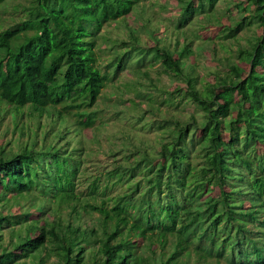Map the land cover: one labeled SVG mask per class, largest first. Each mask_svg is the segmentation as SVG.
<instances>
[{"label":"trees","instance_id":"trees-1","mask_svg":"<svg viewBox=\"0 0 264 264\" xmlns=\"http://www.w3.org/2000/svg\"><path fill=\"white\" fill-rule=\"evenodd\" d=\"M144 1L0 0V112L14 128L23 109L38 121L26 144L0 146V264H264V0L240 1L236 18L216 24L210 38L222 41L253 32L204 84L184 62L193 40L173 51L135 37L98 46L106 24ZM217 2L180 0L175 29L213 16ZM127 68L175 80L163 100L131 104L192 109L146 123L161 131L154 147L92 163L81 135L108 121L97 103ZM31 194L27 208L2 212Z\"/></svg>","mask_w":264,"mask_h":264},{"label":"rangeland","instance_id":"rangeland-1","mask_svg":"<svg viewBox=\"0 0 264 264\" xmlns=\"http://www.w3.org/2000/svg\"><path fill=\"white\" fill-rule=\"evenodd\" d=\"M244 0H218L215 4V12L213 16L206 17L200 15L193 18V23L183 27L181 30L175 29L176 17L178 14V6L180 0H146L137 5L131 13L124 18L106 24L101 29L100 38H98V46L100 48L110 46L114 39L129 40L132 37L137 38L142 44H155L162 47L166 46L171 51L180 49L184 41L193 40L192 49L194 53L184 59L187 64L186 69L195 68L200 79V83L213 82L216 74H224L226 70L225 58L229 56L230 50H235L238 47L247 45V37L252 34L253 27L246 28L239 32L236 41H222L215 37L210 38L216 30V24L226 20L230 23L231 20L237 17L239 8L237 3ZM213 17V18H212ZM204 26V28H202ZM102 37V38H101ZM199 37V38H197ZM208 37V38H207ZM102 63H107L109 56L103 52ZM233 57V58H232ZM231 60L237 61L236 57L232 56ZM192 64V65H189ZM144 74L137 73L131 69L119 71L116 78L110 81L103 89L104 99L99 101V105H104L107 108L108 121L98 124L97 130L84 131L81 135L85 147L88 149L86 156L91 158L93 163V153L101 156L108 150L120 151L122 149H131L134 144H139L140 141L146 142L150 147H154L156 140L159 138L161 131L148 129L146 123L158 121L169 115L173 118L186 119L187 113L191 111L192 106L183 104L177 108L166 106L163 103H155L160 111L153 114L154 111L147 112L145 109L148 106L143 104H131L127 99H135L136 102H146V97L150 99L159 98L163 100L170 88L175 85V80L167 77V75H158L154 70L142 68ZM146 74V75H145ZM182 83V82H181ZM128 84L131 87L128 88ZM200 84L199 86L201 87ZM126 88L129 91L125 94ZM125 91V92H124ZM138 95V96H137ZM112 96L116 100H109ZM120 99H126V102ZM120 100V101H119ZM51 109V108H50ZM23 120L17 128H14L12 117L9 113L2 114L0 112V146L13 147L17 149V145L26 144L32 132L29 134L28 129H36L38 121L36 118H30L27 109H23ZM145 114L142 119H138V115ZM3 115V116H2ZM68 125L73 136L75 126L72 123V118H67ZM49 122L48 115L40 119V125L45 126ZM94 135V136H93ZM74 142H77L76 140ZM91 148V149H90ZM120 156L121 154H117ZM34 195H25L14 199L11 198L9 206L2 208L3 213L16 212L27 208L29 203L34 199ZM24 207V208H23ZM60 209L61 215L67 219V214L64 215ZM54 256H51L46 264H53ZM34 264L28 258L25 263ZM207 264H215L214 261H209Z\"/></svg>","mask_w":264,"mask_h":264}]
</instances>
